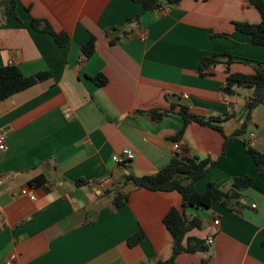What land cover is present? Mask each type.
I'll list each match as a JSON object with an SVG mask.
<instances>
[{
	"label": "crops",
	"instance_id": "1",
	"mask_svg": "<svg viewBox=\"0 0 264 264\" xmlns=\"http://www.w3.org/2000/svg\"><path fill=\"white\" fill-rule=\"evenodd\" d=\"M264 2V0H263ZM18 19L0 5V68L46 78L0 101V130L7 150L0 154V264H158L171 254L166 213L182 209L176 191L136 188L114 213L105 191L122 192L129 176L166 167L177 143L179 156L218 159L225 137L242 129L223 156L194 183L228 192L235 178L250 177L227 207L213 204L198 216L207 251L179 254L174 264H264V159L257 167L247 152L264 156V101L249 117V87L225 95L227 70L251 74L264 64V45L254 46L234 22L257 24L248 0H181L155 12L131 0H16ZM162 11H165L163 14ZM30 19L46 21L68 42L33 30ZM41 29V27H40ZM94 40L84 58L81 47ZM217 54L210 74L199 62ZM230 55V59L227 55ZM102 75L103 85L92 78ZM180 106L205 120L221 118V132L209 125L183 127ZM71 109L70 118L63 108ZM172 109L160 120L148 113ZM124 149L133 158L123 166L111 157ZM121 174L124 182L121 184ZM35 199L22 195L31 189ZM188 209V208H187ZM191 218L193 216L187 214ZM218 221L217 225L214 221ZM142 232L134 245L127 240ZM212 236L208 244L206 239Z\"/></svg>",
	"mask_w": 264,
	"mask_h": 264
},
{
	"label": "trees",
	"instance_id": "2",
	"mask_svg": "<svg viewBox=\"0 0 264 264\" xmlns=\"http://www.w3.org/2000/svg\"><path fill=\"white\" fill-rule=\"evenodd\" d=\"M139 3L143 11L155 12L161 10L163 6L177 5L181 0H131ZM249 4L255 8L259 14L260 21L257 24H250L247 22H234L236 31L248 35L251 38V42L254 46L264 45V2L263 0H248ZM0 5L6 17H12L18 19L15 12L16 0H0ZM30 26L33 30H40L49 34L53 41L59 47H65L67 45V36L63 33L53 32L46 21L30 19ZM41 27V29H40ZM81 54L84 58H88L94 51V40L91 38L85 43L81 49ZM217 54H213L210 57L202 58L199 62L198 73L200 76H205L209 73L211 67L216 65L215 58ZM230 59V55H227ZM46 74H37L33 76H24L18 68L8 65L0 68V101H3L13 94L23 91L26 88L36 84L37 82L46 78ZM92 80L98 85H103L105 79L102 75H97ZM236 87H249L253 89V95L249 101L245 104V110L247 117H249L252 109L258 104L264 101V64H258L254 67L253 73L241 74L231 73L227 70L225 83L221 87V92L225 95L235 94ZM168 112H172V109L168 110H152L148 113L154 120H160ZM183 119V127L177 132L174 140H178L182 134L184 127L190 122H196L202 125H209L216 131L221 132L220 122L221 118H209L207 120L194 116L188 112L186 106H180L177 112ZM243 130L239 129L234 131L231 135L225 137L223 144L222 155L216 160L173 156L169 164L157 171L155 174L134 177L129 176L128 181L133 182L136 188L146 189L150 191H176L182 198V209L172 208L163 217V224L171 236V254L165 261H160L158 264H174L175 258L182 253H195L201 251H207L208 247L202 239L196 237L187 236V234L194 230L200 229L202 221L198 216L188 218L185 210L187 208H210L213 204H219L227 207V202L236 198L237 191L244 188H248L251 185V178H235L232 181V188L228 192H222L218 190L213 183H208L203 192H197L194 188V183L204 177V175L215 166V164L223 156L230 141L242 135ZM247 152L252 157L256 166L259 167L263 161L264 156L252 149L250 144L247 147ZM188 160V161H187ZM259 173L264 177V172L259 170ZM103 195L111 197L113 212L120 211L125 205L128 195L122 193L118 189H111L105 191ZM143 238L142 232H137L131 236L127 243L128 245H134ZM262 246L264 247V238L262 240Z\"/></svg>",
	"mask_w": 264,
	"mask_h": 264
},
{
	"label": "built area",
	"instance_id": "3",
	"mask_svg": "<svg viewBox=\"0 0 264 264\" xmlns=\"http://www.w3.org/2000/svg\"><path fill=\"white\" fill-rule=\"evenodd\" d=\"M162 13L164 14L165 11H162ZM63 116L68 119L70 118L71 116V109L69 107H64L63 108ZM6 132L3 131V130H0V154L5 152L7 150V142H6ZM174 151L176 152L177 155H180L181 151L179 149V145L176 143L174 145ZM133 158V153L131 150L129 149H124L120 154H117V155H113L111 157V160L112 162L115 164V165H118V166H123L125 165L126 163H128L131 159ZM32 189H33V186H31V189H23L21 191V194L22 195H25L27 196L30 200H34L35 197H34V194L32 192ZM218 221H214V224L217 225ZM2 224V214L0 212V226ZM206 242L208 244H210L212 242V236H208L207 239H206ZM4 264H12V261L11 259H7L5 261Z\"/></svg>",
	"mask_w": 264,
	"mask_h": 264
},
{
	"label": "rangeland",
	"instance_id": "4",
	"mask_svg": "<svg viewBox=\"0 0 264 264\" xmlns=\"http://www.w3.org/2000/svg\"><path fill=\"white\" fill-rule=\"evenodd\" d=\"M203 209L202 208H193L190 207L187 209V214L191 215V216H201L204 212H202Z\"/></svg>",
	"mask_w": 264,
	"mask_h": 264
},
{
	"label": "water",
	"instance_id": "5",
	"mask_svg": "<svg viewBox=\"0 0 264 264\" xmlns=\"http://www.w3.org/2000/svg\"><path fill=\"white\" fill-rule=\"evenodd\" d=\"M176 156L178 157V155H176ZM181 160L184 161V158L182 157ZM187 161H188V160H187ZM124 175H126V174H121V175H120L122 179L119 180V183H121V184L124 182V178H125ZM127 187H128V188L122 190V193L127 194V193L129 192V190H130L131 188L134 187V184H130V185H128Z\"/></svg>",
	"mask_w": 264,
	"mask_h": 264
}]
</instances>
